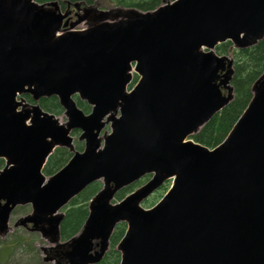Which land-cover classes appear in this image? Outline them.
<instances>
[{
	"label": "water",
	"instance_id": "water-1",
	"mask_svg": "<svg viewBox=\"0 0 264 264\" xmlns=\"http://www.w3.org/2000/svg\"><path fill=\"white\" fill-rule=\"evenodd\" d=\"M42 6L0 0V234L11 209L30 202L32 212L14 225L31 222L54 244L44 262L60 264L63 255L96 263L124 222L119 264H264V71L220 144L187 139L233 99L232 55L214 48L226 40L255 45L264 36V0H173L150 11L90 6L59 35L66 13ZM84 21L85 29L71 30ZM131 63L140 79L127 91ZM23 93L35 101L56 95L68 120L27 107L16 99ZM76 93L92 105L89 114L77 108ZM106 123L110 133L99 136ZM71 128L81 129L84 150L46 178L41 168L54 147H72ZM171 177L165 195L144 208ZM96 180L103 187L82 231L60 242L58 210ZM94 238L99 251L91 254Z\"/></svg>",
	"mask_w": 264,
	"mask_h": 264
},
{
	"label": "trees",
	"instance_id": "trees-1",
	"mask_svg": "<svg viewBox=\"0 0 264 264\" xmlns=\"http://www.w3.org/2000/svg\"><path fill=\"white\" fill-rule=\"evenodd\" d=\"M38 2H46L51 0H36ZM61 1V0H58ZM78 1V0H69ZM86 4L98 2L104 6H128L136 7L140 10H150L156 7L161 0H80ZM230 43L228 41L216 46V52L219 54L227 53L229 51ZM234 55V74L231 83L234 87V98L226 105L219 113L215 114L193 138L207 147H214L220 143L227 135L228 131L238 119L250 99V86L252 82L264 70V37L256 45L244 48L241 50H232ZM40 104L43 108L49 111L56 112L59 105L55 97L42 98ZM82 106V103L79 102ZM63 149H58L47 161L45 172L49 173L59 168L63 164L65 155ZM132 186L126 187L117 194L121 197L126 190ZM97 188L96 184L90 185L80 196L82 202L87 199L85 193L92 194ZM81 202V203H82ZM86 215L85 204L71 207L67 210L66 215L62 221L61 234L63 236L75 232L78 228V221L84 219ZM124 232V224L120 223L111 237V245L114 246L120 239ZM118 253L110 249L109 253L98 264H118Z\"/></svg>",
	"mask_w": 264,
	"mask_h": 264
},
{
	"label": "rangeland",
	"instance_id": "rangeland-1",
	"mask_svg": "<svg viewBox=\"0 0 264 264\" xmlns=\"http://www.w3.org/2000/svg\"><path fill=\"white\" fill-rule=\"evenodd\" d=\"M82 26L83 24H80L76 27V29H79ZM105 130L109 131V127L106 126ZM98 183L97 190L102 186L101 182L98 181ZM168 185L169 181L166 182L165 186L168 187ZM165 191L166 189H162L160 191L158 190L159 195H153L150 197L148 203L152 200H157L160 195L162 196L165 193ZM84 196H89V192L85 193ZM143 206L147 207L149 205L143 204ZM29 210V205L17 207L10 216V222L12 223L17 217ZM78 222L79 225L81 223V219ZM11 243H15V246ZM40 245H44V241L41 240L37 233H30L23 229H15L12 233H9L3 241L0 239V264H44L41 262V252L39 249Z\"/></svg>",
	"mask_w": 264,
	"mask_h": 264
},
{
	"label": "flooded vegetation",
	"instance_id": "flooded-vegetation-1",
	"mask_svg": "<svg viewBox=\"0 0 264 264\" xmlns=\"http://www.w3.org/2000/svg\"><path fill=\"white\" fill-rule=\"evenodd\" d=\"M75 134H76V132H74V134H72L73 135V145H74V148H75V150H81L82 149L83 142L81 140H79L78 136H76ZM63 150L65 151V152H63V154L67 158L68 157L67 156L68 153H71V152L69 151V149L67 150L66 148H63ZM95 248H96V245L94 246V249ZM62 262H63V264H66L65 263L66 262L65 259H62Z\"/></svg>",
	"mask_w": 264,
	"mask_h": 264
}]
</instances>
